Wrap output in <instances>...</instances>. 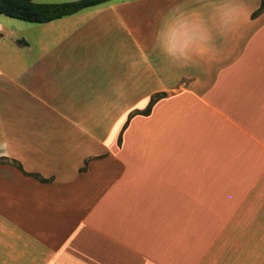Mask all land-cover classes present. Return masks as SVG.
Returning a JSON list of instances; mask_svg holds the SVG:
<instances>
[{
    "label": "crops",
    "instance_id": "obj_1",
    "mask_svg": "<svg viewBox=\"0 0 264 264\" xmlns=\"http://www.w3.org/2000/svg\"><path fill=\"white\" fill-rule=\"evenodd\" d=\"M240 2L182 68L154 46L168 11L216 31L234 0L0 15V264H264V11Z\"/></svg>",
    "mask_w": 264,
    "mask_h": 264
},
{
    "label": "clouds",
    "instance_id": "obj_2",
    "mask_svg": "<svg viewBox=\"0 0 264 264\" xmlns=\"http://www.w3.org/2000/svg\"><path fill=\"white\" fill-rule=\"evenodd\" d=\"M217 21L214 31L208 26L205 13L186 10L183 5H174L165 15L153 38L154 46L176 67L188 66L193 58L214 44L217 36L235 29L245 15L240 0L231 6L216 5L212 10ZM7 153L0 151V156Z\"/></svg>",
    "mask_w": 264,
    "mask_h": 264
},
{
    "label": "trees",
    "instance_id": "obj_3",
    "mask_svg": "<svg viewBox=\"0 0 264 264\" xmlns=\"http://www.w3.org/2000/svg\"><path fill=\"white\" fill-rule=\"evenodd\" d=\"M109 0H77L61 3H41L36 0H0V15H6L29 23H48L66 16L76 14L86 8L102 4ZM264 11V0L254 16ZM2 34L0 33V37ZM152 97L148 107L141 114H149L153 104L161 96ZM38 176V175H36ZM45 181L44 179H41Z\"/></svg>",
    "mask_w": 264,
    "mask_h": 264
},
{
    "label": "rangeland",
    "instance_id": "obj_4",
    "mask_svg": "<svg viewBox=\"0 0 264 264\" xmlns=\"http://www.w3.org/2000/svg\"><path fill=\"white\" fill-rule=\"evenodd\" d=\"M1 19L3 20L4 23H17V24H20L21 23V25H28V27H30L29 25H32L29 22H25V21H22V20H19V19H16V18H11V17L5 16V15H2ZM20 30L21 29H18V32L16 33V35H22V34H24V32H22Z\"/></svg>",
    "mask_w": 264,
    "mask_h": 264
}]
</instances>
